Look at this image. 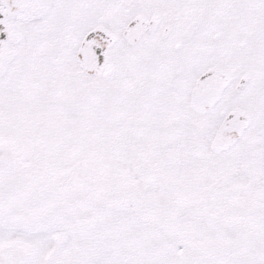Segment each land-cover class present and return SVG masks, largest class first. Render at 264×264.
Listing matches in <instances>:
<instances>
[{"label":"snow or ice","instance_id":"obj_1","mask_svg":"<svg viewBox=\"0 0 264 264\" xmlns=\"http://www.w3.org/2000/svg\"><path fill=\"white\" fill-rule=\"evenodd\" d=\"M0 264H264V0H0Z\"/></svg>","mask_w":264,"mask_h":264}]
</instances>
